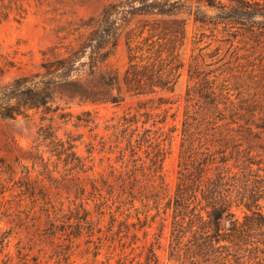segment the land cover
Wrapping results in <instances>:
<instances>
[{"label":"trees","instance_id":"obj_1","mask_svg":"<svg viewBox=\"0 0 264 264\" xmlns=\"http://www.w3.org/2000/svg\"><path fill=\"white\" fill-rule=\"evenodd\" d=\"M184 10L195 22L237 27L250 39L264 41V0H196L194 7L184 0H113L98 13L80 18L63 37L67 43L43 49L36 72L0 84V119L39 110L54 115L61 109L56 98L119 105L126 97H145L134 110L105 125L108 134L100 143L108 146L107 153H115L120 170L109 164L103 180L112 178L110 187L117 186L119 197L132 207L139 200L146 207L151 202L156 214L169 213L170 264H264V169L258 150L264 115L256 103L233 97L224 79L200 71L194 62L188 69L193 83L185 91L180 123L162 129L168 107H161L169 103L162 93L173 90L183 67ZM121 38L127 57L124 70L104 68ZM81 115L76 125L88 126L90 119ZM52 118L39 127V137L52 155L65 156L70 169L83 170L74 149L76 138H58ZM174 131L179 136L176 181L172 195L165 197L162 165ZM83 216L86 219L85 210ZM137 223V229L145 226L147 217ZM137 223L131 225L136 229ZM134 257L124 255L114 264L158 261L152 246L142 260Z\"/></svg>","mask_w":264,"mask_h":264},{"label":"rangeland","instance_id":"obj_2","mask_svg":"<svg viewBox=\"0 0 264 264\" xmlns=\"http://www.w3.org/2000/svg\"><path fill=\"white\" fill-rule=\"evenodd\" d=\"M110 1L0 0V84L36 72L43 49L53 43H67L63 37L80 18L98 13ZM184 1L196 5V0ZM180 16L186 19V40L180 50L183 67L173 90L162 93L169 100L161 107H168L162 129L168 131L180 123L185 91L193 83L188 69L194 62L200 71L218 75V81L224 79L233 97L237 94L253 100L264 115V41L250 39L237 27L195 22L186 10ZM126 62L121 38L103 67L122 72ZM145 99L126 97L113 105L65 103L56 98L61 106L57 113L71 115L58 117L57 113L39 110L28 116L0 119V264H114L124 255L142 260L148 246L153 247L157 264H170L169 213L156 214L151 202L146 207L139 200H134L132 207L124 196L119 197L117 186L110 187L112 178L103 180L109 164L120 170L115 153H107L108 146L103 148L100 143L108 134L105 125ZM83 111L89 114L81 115ZM77 115L90 119L89 125L77 126ZM52 116L58 138H76L74 149L85 170L70 169L65 156L52 155L47 141L39 137V127L49 123ZM258 131L259 166L264 169V127ZM178 144L174 131L162 165L165 197L172 195L175 186ZM84 210L86 219L80 218ZM236 215L241 219L242 211L237 209ZM145 216L146 225L137 229L138 219L143 222Z\"/></svg>","mask_w":264,"mask_h":264}]
</instances>
